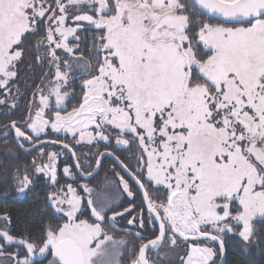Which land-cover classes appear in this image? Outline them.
Segmentation results:
<instances>
[{
  "label": "snow or ice",
  "instance_id": "obj_1",
  "mask_svg": "<svg viewBox=\"0 0 264 264\" xmlns=\"http://www.w3.org/2000/svg\"><path fill=\"white\" fill-rule=\"evenodd\" d=\"M78 31L95 33L91 59L76 55ZM33 50L51 79L36 85L27 115L0 128L5 142L36 153L33 176L28 165L23 175L5 168L0 185L22 197L42 176L55 191L45 193L39 240L11 235L0 215V264H120L122 249L129 264H171L178 241L188 245L181 264H225L226 238L244 253L264 241L254 227L264 221V0H0V105L9 112L18 107L10 82ZM48 129L71 143L41 140ZM73 145L95 151L77 156ZM65 152L72 164L62 172L75 187L59 183ZM106 160L111 180L100 190L81 183ZM109 228L141 243L129 248Z\"/></svg>",
  "mask_w": 264,
  "mask_h": 264
},
{
  "label": "trees",
  "instance_id": "obj_2",
  "mask_svg": "<svg viewBox=\"0 0 264 264\" xmlns=\"http://www.w3.org/2000/svg\"><path fill=\"white\" fill-rule=\"evenodd\" d=\"M76 35L80 36L81 38L80 47L82 49V52L77 54H82L83 56L91 59V57L89 56V51L87 49L91 47L95 33L93 31H78ZM68 43L70 46H72L73 44H76L77 41L70 37ZM86 45L87 48L85 47ZM29 65H31V67H29ZM17 69V77L10 82L9 87L13 90V99L18 100V107L9 112L7 109V105H0V128H2L3 125L9 123L11 120H20L23 116L27 115L28 102L31 99L32 92L35 89L36 85L41 82L43 72L47 70V64H45L43 68L37 66L35 62V51H26L24 58L17 65ZM48 78L49 76L43 77L45 82L46 80H48ZM81 79L82 78L76 79L75 84L72 85V87L75 88V91L77 92V96L71 100L66 101L69 111L74 105L77 104L78 100L80 99L81 93L79 87L77 86L80 84ZM17 88H19V95H17L16 92ZM3 98L4 96L2 90L0 91V99ZM9 103H11V101H9ZM52 137L57 141L61 140L64 141V143H71L70 140L69 142L66 141L68 139L67 136H56L54 133H52ZM45 138L50 137L47 136ZM5 143L7 148L3 147ZM75 152L79 151L75 150ZM33 156L31 155L29 158L24 157V155L20 153V150L16 146V143L13 140L12 136L7 137V142H5L3 138H0V176H5V168L8 169L9 175L13 169L19 168L20 174L22 175L24 174L23 169L26 165L29 166L28 175L31 176L32 171L30 169V164ZM61 160H63V158H61ZM16 161L18 163H16ZM20 161H23V164H21ZM106 163L107 161L104 162L105 166L103 167L101 173L107 168ZM45 192L46 189L44 188V185H41L35 187L34 190L29 191V193L24 197L18 198L13 194L14 189L9 188V195L7 197V200H2L0 202V214H8V217L10 219L9 231L11 235L20 237L27 230L31 239H41V229L43 228L44 223L48 222V220L50 219V217L45 214ZM47 211L50 212L51 210L47 209ZM42 217H44L43 220ZM254 227H256L258 230L264 229V221L257 220L254 223ZM138 243L139 242L137 241V243L135 244ZM178 243L180 244V246L176 249H173L170 253L171 264H179L180 257L186 256V244L181 242ZM8 249H14V247H10ZM226 253L227 255L225 264H264V241L259 244L253 245L247 253H244L243 250L236 245L234 240H232L231 238H226Z\"/></svg>",
  "mask_w": 264,
  "mask_h": 264
},
{
  "label": "flooded vegetation",
  "instance_id": "obj_3",
  "mask_svg": "<svg viewBox=\"0 0 264 264\" xmlns=\"http://www.w3.org/2000/svg\"><path fill=\"white\" fill-rule=\"evenodd\" d=\"M58 54H60L59 52H58ZM76 55H80V54H77L76 53ZM84 57H86V56H84ZM86 58H88V57H86ZM90 59V58H89ZM84 78H86V77H84ZM83 79V78H82ZM82 79H81V81H80V83L82 82ZM48 132L50 133V135L48 136V137H50V138H45V136H41V140H45V139H48V140H53V141H57V140H55L53 137H52V130H50V129H48ZM68 138V137H67ZM61 139H64V138H61ZM14 140V139H13ZM69 138L66 140L67 142H69ZM59 141H61V140H59ZM61 142H64V141H61ZM66 143V142H65ZM3 147H6L7 148V146H6V143H5V145H3ZM25 147H27V145H25ZM55 148H57L58 150H60L61 151V149L59 148V147H57L56 145H48L47 146V149H46V151H55ZM4 150H6V149H4ZM20 150V149H19ZM76 151H78L77 149H75ZM95 151V147H93L92 149H86V151H83V152H94ZM101 151H103V147H101ZM3 152H6V151H3ZM82 151H80L79 150V152H76V154H77V156H78V153H81ZM20 153H22V155H24V157H26V158H29L31 155L33 156V155H36V153H34V152H31V153H25V152H23V151H21L20 150ZM118 154H120L121 156H122V158H123V155H125L124 153H118ZM64 156H66L67 157V159H68V161H69V163H67V164H72V158H71V156L67 153V152H65L64 154H63ZM63 155L61 156V157H63ZM80 155V154H79ZM61 157L59 158V163H58V179H59V183H60V178H64L65 179V181L63 182V184H69V183H71V184H73V180L72 179H68V178H66L65 177V175H63V172H62V167H63V164L65 163V159H63V160H61ZM32 161V160H31ZM107 161V160H106ZM21 162V164H23V161H20ZM16 163H18L17 161H16ZM63 163V164H62ZM106 165L108 166V161H107V163H106ZM64 166H65V164H64ZM74 170V169H73ZM103 170V167L100 169V171H99V173L97 174V175H99L100 174V172ZM119 170V169H118ZM106 171V170H105ZM62 174V175H61ZM121 174H123V173H121ZM23 175V174H22ZM96 175V176H97ZM95 176V177H96ZM0 177H3V176H0ZM94 177V178H95ZM38 178H41V177H38ZM42 178H44V177H42ZM93 178V179H94ZM126 179H127V177H125ZM92 179V180H93ZM92 180H89V181H92ZM89 181H81V182H85V183H87V182H89ZM47 183V181H46V179H44L43 181H41V182H37V184H36V187H38V186H41V185H45ZM44 188L45 189H47V190H49V191H55V189L54 188H46L45 186H44ZM47 192V191H46ZM45 192V193H46ZM29 192H27L25 195H27ZM44 193V194H45ZM14 196L15 197H17L16 195H15V191H14ZM24 195V196H25ZM24 196H22V197H24ZM7 197L8 196H4V194H3V186L2 185H0V202L2 201V200H4V201H6L7 200ZM22 197H18V198H22ZM119 203H120V207H118V208H116V210L117 211H120V210H122V208L123 207H127V200L126 199H124V200H122V201H119ZM111 213H109V215H110ZM0 215H2V214H0ZM120 224H121V227H123L124 226V222L123 221H121L120 222ZM10 225V224H9ZM5 227V223L3 222V221H0V229H2V228H4ZM110 229V228H109ZM110 230H112V229H110ZM117 233L119 234V235H122V236H124V237H129L131 240H135V241H138L134 236H127V235H125V233L124 232H120V231H117ZM11 234V233H10ZM129 241V240H128ZM130 243H129V245H128V247L130 246V248L132 247V245H133V243H135V242H132V241H129ZM139 243H141V241H138ZM2 243H4L2 240H0V244H2ZM202 244H204V243H207V244H209V245H211L210 247H213V248H217L218 249V245H216V244H214V243H212V242H209V241H202L201 242ZM10 247H14V249H15V251H17V247H18V245H7L6 247H5V249L4 250H7L8 248H10ZM187 247H188V245H186V247H185V249H186V252H187ZM21 254L23 255L24 254V251H23V249H21ZM151 254H153V253H149V256L151 257V256H153V255H151ZM182 256V255H181ZM183 257V256H182ZM185 259H186V256L184 257ZM226 263V262H225ZM120 264H122V263H120ZM126 264H129V262L128 263H126ZM179 264H181V261H180V263Z\"/></svg>",
  "mask_w": 264,
  "mask_h": 264
},
{
  "label": "rangeland",
  "instance_id": "obj_4",
  "mask_svg": "<svg viewBox=\"0 0 264 264\" xmlns=\"http://www.w3.org/2000/svg\"><path fill=\"white\" fill-rule=\"evenodd\" d=\"M69 23V25L70 26H75L74 24H72L71 23V21H69L68 22ZM49 79H51V76H49V78H48V80ZM46 82H47V80H46ZM0 91H2V89H0ZM46 91V90H45ZM34 111V110H33ZM51 130V129H50ZM31 134V133H30ZM56 136H67L69 139H70V141H71V135L70 134H65L64 132H61V133H54ZM93 147H95L94 145L93 146H91V147H89V146H87V145H84L83 147H76V146H74L73 145V148L74 149H77L78 151L80 150V151H86V149H92ZM134 149V150H133ZM55 151L56 152H59L60 150H58L57 148H55ZM134 151H136V149H135V147H133L132 149H130L129 150V152H134ZM79 154L80 153H78V156H79ZM61 158H63V159H65V162L66 163H69V161H68V159H67V157L66 156H64L63 155V157H61ZM70 165V164H69ZM63 167H64V165H63ZM63 167H62V169H63ZM32 174H31V176H33V172H31ZM62 175V174H61ZM64 175V174H63ZM30 176V177H31ZM105 177H107L109 180H111L112 178H113V174L111 173V172H106L105 170L101 173L100 172V174L99 175H97L92 181H89V182H87L88 184H90V186H93L94 188H96L97 190H100V187H101V182L105 179ZM45 178H42V176H41V178H37V180H38V182H41V181H43ZM65 181V179L64 178H60V184H63V182ZM81 183H85V182H81ZM69 184H71V183H69ZM73 186L75 187V183L73 182ZM46 191L47 192H49V190H47L46 189ZM52 191V190H51ZM107 191H108V193L110 194V195H112V196H116V195H118V193H117V190H116V188L114 187V186H110L108 189H107ZM61 223L63 222V221H60ZM108 231H109V233L110 234H112V235H114V238H116V239H121V238H124V239H126V240H129V241H132V242H135V243H137V241H133V240H131L129 237H124V236H122V235H119L117 232H113L112 230H110V229H108ZM179 242V241H178ZM135 243H133V245H135ZM204 244H206L208 247H210L211 245H209V244H207V243H204ZM129 248H130V246H129ZM5 251V254H8V253H12V252H15V249H7V250H4ZM122 251V255L120 256V257H118V259L120 260V263H122V264H126V263H128L129 262V259H130V257H129V255H128V251L127 250H125V249H122L121 250ZM24 255V254H23ZM23 255L21 254V258L23 257ZM186 255H187V253H186ZM170 257H171V255H170ZM184 257V256H183ZM50 258V257H49ZM0 259H3V257H0ZM9 264H11V262H9ZM44 264H47V261H44Z\"/></svg>",
  "mask_w": 264,
  "mask_h": 264
},
{
  "label": "water",
  "instance_id": "obj_5",
  "mask_svg": "<svg viewBox=\"0 0 264 264\" xmlns=\"http://www.w3.org/2000/svg\"><path fill=\"white\" fill-rule=\"evenodd\" d=\"M22 151V150H21ZM24 152V151H23ZM10 245H17L15 242H13L12 244H10Z\"/></svg>",
  "mask_w": 264,
  "mask_h": 264
}]
</instances>
